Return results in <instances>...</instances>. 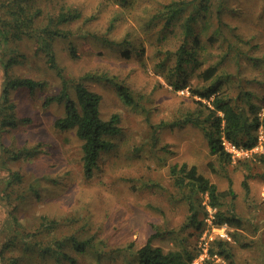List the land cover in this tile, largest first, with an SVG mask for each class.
Here are the masks:
<instances>
[{
  "label": "rangeland",
  "instance_id": "obj_1",
  "mask_svg": "<svg viewBox=\"0 0 264 264\" xmlns=\"http://www.w3.org/2000/svg\"><path fill=\"white\" fill-rule=\"evenodd\" d=\"M40 1L44 24L62 6L82 13L64 27L77 58L68 41L57 39L56 60L66 78L101 96L103 119L120 116L121 132L109 138L112 147L88 178L76 131L53 126L64 104L43 106L61 90L57 71L34 41L13 45L10 57L19 60L10 75L46 85L33 93L13 91L18 124L0 129V264H139V250L158 232L154 246L188 249L194 264H201L217 238L231 243L235 264H264V142L251 157L224 163L211 153L201 127L175 125L198 110L194 91L218 88L238 111L250 113L253 106L264 120V0H211L209 19H198L196 35L187 41L194 60L183 61L181 69L183 20L168 25L161 13L168 4L191 0ZM200 2L191 3L184 18L198 16ZM5 45L0 36V66L3 56L9 59ZM211 67L216 75L208 81ZM86 74L115 77L130 88L135 104L126 105L112 84L81 79ZM6 80L0 68V109ZM70 96L76 100L73 86ZM184 163L232 194L223 210L235 213L242 229L213 226L207 195L175 186L171 167ZM191 203L201 229L190 221ZM74 240L90 244L78 252Z\"/></svg>",
  "mask_w": 264,
  "mask_h": 264
},
{
  "label": "trees",
  "instance_id": "obj_2",
  "mask_svg": "<svg viewBox=\"0 0 264 264\" xmlns=\"http://www.w3.org/2000/svg\"><path fill=\"white\" fill-rule=\"evenodd\" d=\"M193 2L195 0L173 2L166 5L163 13H161L168 25H171L174 20H183L181 27L184 34L183 43L178 54L180 55L178 69H181L183 61L189 63L194 60L195 52L187 49V41L196 35L194 28L198 19H209L211 12V0H203L199 3L200 12L198 16L189 15L184 18L189 5H192ZM65 7L62 6L59 14L56 17H50L47 19V23L44 24V14L40 0H0V36L7 44L4 46V50L7 51L6 55L9 57V59H6L3 56L0 66L7 78L4 86V104L2 105L5 107L0 109V113L2 114V111L8 108L14 110V114H0V129L15 128L18 124L17 115L15 114L16 106L10 101L13 91L26 88L33 93L37 89H43L46 85L45 82L31 78L10 75V70L19 60L16 57H10L14 51L13 45L18 46V42L24 39L32 40L37 44V52L42 53L47 58L62 82L60 92L47 96L43 106L64 104V115L54 121V129L60 132L76 131L78 138L82 141L84 171L89 178L93 175L94 169L97 168L101 154L112 147L109 138L121 132L119 127L120 116L115 114L107 120L103 119L100 112L101 96L89 90L80 80L66 78L58 65L54 50L55 41L57 39L68 41L70 54L73 58H77L76 48L68 40L69 34L65 32L64 27L83 17L78 10L65 9ZM215 75L216 68L211 67L205 72V80L209 81ZM81 79L112 84L116 87L126 105L132 106L135 104L130 88L123 83H119L115 77L111 78L106 74H86ZM71 86L75 89L76 100L70 96ZM219 92L220 88L209 90L206 93L194 91V94L201 99L197 102L199 104L198 110L194 114L187 115L183 121L175 125L185 126L190 124L201 127L208 140L211 153L222 162L229 163L230 156L224 152L221 146L222 138L224 137L240 147L252 149L258 142L257 130L264 127V120L255 113V107H251L250 113L238 111ZM22 121H28V119ZM204 124H207L208 127ZM260 157V161L264 162V154ZM170 174L175 186L178 188L188 187L195 195H207L208 205L215 210L213 226L220 228L227 225L228 228L231 227L236 230L243 228V221L235 213L223 210L225 200L232 194L219 191L215 184L199 174L195 166H189L186 163L176 164L171 167ZM11 177L12 179L21 180L18 175H12ZM243 186L246 191H249L247 178L244 180ZM190 221L197 224L198 229H201L203 222L200 220L199 212L194 203H191ZM161 234L158 232V234L151 235L147 243L139 250V264H194L196 255L188 249L166 252L163 248L154 246L153 240ZM232 236L236 241V234H232ZM89 244V241L74 242L78 252H83ZM59 253L67 257L65 253H61V251ZM218 259H222L229 264H235L232 245L225 239L217 238L215 240L208 250V258L201 264H223Z\"/></svg>",
  "mask_w": 264,
  "mask_h": 264
},
{
  "label": "built area",
  "instance_id": "obj_3",
  "mask_svg": "<svg viewBox=\"0 0 264 264\" xmlns=\"http://www.w3.org/2000/svg\"><path fill=\"white\" fill-rule=\"evenodd\" d=\"M260 128H262V127H260ZM257 136H258V142H257L256 146L254 148H252V149H247L245 147H240L236 143H233L232 141H230V140H228V139H226L224 137L222 138L221 146L223 147L224 152H226L230 156V159L235 162L238 159H245V158L251 157L253 154H255V153H257L259 151L258 149L260 147H263L262 143L264 142V132L261 131L260 134L257 135ZM224 226L228 227L227 225H224ZM222 237H224V238L227 237L228 238L227 235L226 236H222ZM212 241H213V238H212ZM209 248L205 252V255H204L205 257L202 258V262L206 258H208V250H209Z\"/></svg>",
  "mask_w": 264,
  "mask_h": 264
}]
</instances>
